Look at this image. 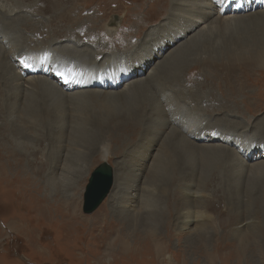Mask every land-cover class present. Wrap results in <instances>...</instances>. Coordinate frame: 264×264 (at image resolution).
Instances as JSON below:
<instances>
[{
	"label": "rangeland",
	"instance_id": "rangeland-1",
	"mask_svg": "<svg viewBox=\"0 0 264 264\" xmlns=\"http://www.w3.org/2000/svg\"><path fill=\"white\" fill-rule=\"evenodd\" d=\"M9 1L0 0V3L7 7H13L14 3L33 5L28 15L32 12L33 16L39 14L37 18L42 20V24L37 26L41 28L42 34L27 36L32 37L34 42L44 43L43 47L46 49L41 59L47 60L48 56L56 60L58 58L55 53L67 57L72 54L85 67L78 71L81 74L78 79L82 81V88H79V92H82L80 100L76 99L71 103L69 99H46L53 105H48L47 111L55 114L54 124L50 121L34 131L28 125L22 133L19 131L24 127L19 124L16 134L8 131L5 139L0 138L7 147L12 146L11 141L17 136L21 137L19 141L28 143L30 149L35 148L34 153L29 151L24 155V164L21 162L25 174L17 176L16 173L9 172V175H0V264H264V200L259 205L247 203L248 193L245 194L243 190V202L236 203L234 199H229L221 170H211L213 173H205L204 180L195 177L190 183H185L179 177L172 180L168 188V211L166 202L165 206L161 204L169 224L163 219L155 225L151 222L154 221L152 217H140L138 212L135 213L136 210L132 213L129 209L120 207V200H125L120 198V188L125 184H132V176L136 173L142 171L149 176L159 145L170 130H165L159 136L155 135L151 151H146L149 148V138H144L142 130L127 136L128 138L125 136L124 142L108 136L107 139L110 140H106L101 135L93 146L86 144L80 135L82 130L101 129L104 126L106 111L103 108L97 111L94 109L96 102L101 101L96 100L92 94L93 91L100 92L98 85L102 72L117 70L119 75L125 77L129 70L147 59L149 53L155 52L159 55L154 63L142 67L138 75H129L126 85L136 82L132 88L137 86L138 91H143L145 86L140 84L141 81L148 83L154 79L151 77H157L160 81L168 73V83L174 81L173 84H182V88L185 86L188 91H197L196 95L200 96L196 101L173 100L172 103L169 97L175 93L168 89L166 93H162L168 95V104L170 101L173 106L179 109L181 107V113L187 118L186 126L189 122L188 125H191L205 118L213 123V129L223 132L221 137H232L237 144L254 140L257 144L264 145V66L259 65L253 55L235 60L240 63L228 72L217 66L219 62H228L227 56L222 58L221 54L229 49L246 54L264 52V15L261 18H245L242 22L244 25L238 24L230 30L218 27L213 30V34L212 31H204L202 39H193L191 35L194 36L197 31L186 38L182 36L186 28L179 9L191 0H86L81 2L84 10L67 5L65 1L69 0H58V17L65 18V21L50 10L48 4L53 0ZM255 5H264V0ZM263 9L260 10L263 12ZM20 12L27 15L23 10ZM54 31L57 35H54ZM174 40L178 43H172ZM166 46L167 50L164 48ZM172 54L173 69H160L155 76H149L161 61L169 59ZM22 63L19 66L23 68ZM17 69L19 71V67ZM20 71L23 72L24 68ZM116 78L113 75L110 82L114 84ZM105 80L109 81V78ZM2 81L4 82L3 75L0 74V90L4 91ZM8 90L12 106L25 100L26 96L18 100V93H14L13 88ZM227 93L238 98V102L231 104L233 110L229 115L225 114L224 109L212 113L210 108H219L220 104H224ZM247 97L249 104L246 106L243 99ZM200 99V106L191 104ZM160 106L156 105L153 115L164 110L165 105L160 110L156 109ZM0 112V120H6L8 112L1 107ZM228 121H233L237 129L230 131L226 126ZM181 133L183 134L182 131ZM202 142L200 145L208 143L225 146L220 139ZM238 147L231 146L236 154L235 161L245 159L254 164L264 160L263 151L259 148L254 152L258 155L248 152V149H254V144L246 149ZM106 151H109V157L104 160ZM7 152L0 154L3 159L11 156ZM208 152L212 153L213 150H204L203 156L208 155ZM196 158L199 161L200 154ZM3 159H0V170H11L8 161L5 164ZM105 161L113 169V187L99 208L86 214L83 212L85 189L91 174ZM199 164L201 169H198L197 174L201 175L209 167V163L202 159ZM237 164L234 162L239 176V163ZM64 165L71 167L70 173ZM81 165L85 169L82 178L75 173ZM215 166L218 167L216 164ZM247 168L249 172L250 167ZM207 182H210L208 186L205 185ZM194 188L200 190L201 195L204 194L203 208L196 207L191 200ZM133 192L140 193L137 190ZM115 194L118 196H114ZM140 198L135 202V209L141 206ZM175 207L178 209L174 210ZM190 211L192 214L195 212L209 217V222L204 218L187 229L183 224L187 217L192 219ZM202 229L207 231L208 236L215 235L214 238L196 239L195 234Z\"/></svg>",
	"mask_w": 264,
	"mask_h": 264
},
{
	"label": "bare ground",
	"instance_id": "bare-ground-1",
	"mask_svg": "<svg viewBox=\"0 0 264 264\" xmlns=\"http://www.w3.org/2000/svg\"><path fill=\"white\" fill-rule=\"evenodd\" d=\"M57 1L58 0H53L48 4V6H50V10H53V14L56 17H58L59 15V13H57V8H56ZM82 1H86V0H69L65 2L67 3V5H73L72 7L74 9L84 10V7L81 3ZM94 1L106 2L105 0L104 1L94 0ZM259 1L260 0H191L190 2L184 3V5H182L183 7L179 9L182 12L180 13V15L182 17V23L186 28V32L184 34L182 33L183 35L182 34L181 35L186 38L192 32L197 31V33L194 36L191 35V38L197 39L199 37L200 39H202V34L204 31L207 32L212 31L211 34H213V30L218 27H222V29L225 30L226 29L230 30L232 28H235L238 24L244 22L245 18H249V17L255 18L256 16H257L256 18L258 17L261 18L262 15H264V11L262 12L260 9L264 8L261 7L264 5H255ZM21 4L19 3L16 5L14 3L13 7H7V6H3V4L0 3V74L3 75V79H4V82L2 81L3 82L2 84H4L3 86L4 91H2V89L0 90V92L2 91L1 92L2 95L0 96V107L1 109L3 110L5 109L8 112L6 113V120H0V135H1L0 138H2V140L5 139L6 133L8 131H10V133L16 134L18 132L19 124H21L24 127L23 129H21V131H19L21 133L22 131H26V127H28V125H30L31 129H33L34 131L35 129H39L43 127L45 123L49 124L50 121L52 124H54L55 114L53 112L47 111L48 105L50 107H53V105L50 104V100L48 103L46 99L51 98L52 101L53 99L57 101H60V99H62V101H64L65 99H69L70 102L72 103L73 100L75 101L76 99H79L80 96L82 95V92L81 93L79 92L80 90L79 88H82V81L78 79L79 76L81 75L78 73V71L81 70L82 67L84 68L85 66L77 62V60L74 57H72V54L71 57H67L55 53V56L58 58L56 60H52L53 58L48 57L46 55L45 56L47 57L46 58L47 60L41 59L46 49L43 47L44 43H42L41 41L34 42L32 40V37L27 36V34H31L33 35V37L35 36L34 34L36 35L38 33L42 34L41 28L37 26V24H42L41 23L42 20H39V18H37L39 14H37V16L36 15L33 16L32 15L33 12H32V14L30 13L28 15V13L30 12V8H32L33 5L29 6V5H21ZM38 6L40 5L38 4ZM248 8H250L251 11L250 9L248 10ZM22 10L25 11L27 15L22 14V12H20ZM241 11L244 13H240ZM41 12H43V9L41 10ZM242 14H249V15H244L245 16L244 17ZM58 18L60 20L65 21V18H61V17ZM67 21L69 22L70 19H67ZM110 30L112 29L110 28ZM57 31L59 32V30ZM55 34L56 33L54 31V35ZM200 39L199 41H202ZM172 43L176 44L178 43V41L174 40ZM184 44L186 43L184 42ZM169 46H172V44H170ZM166 47L164 48L167 50L168 47L167 48ZM76 54H78V52ZM157 55L159 54L155 52L149 53L146 56L147 59H145L138 66L133 67L131 71L129 70V74L125 77L119 75L117 70H113L110 72L104 70L105 72H102V74L100 75L101 82L98 85L101 88L100 90H98L100 91L99 92L100 95L97 91L92 92L96 100L101 101V102H96V104L94 105V109L97 111L98 109L103 108L106 111L104 114V126L101 129L85 130V131L82 130L80 132V135L82 139H84V142L89 146H93L95 145V143L97 142L98 138L101 135L104 136L106 140H110L107 139L108 136L111 139L112 138L121 139L119 141L124 142L125 136L126 138H128L127 136L130 137L133 133L140 132L142 130L144 138L145 139L149 138L147 142L149 148H147L146 151L148 150L151 151V144L154 142L153 138L156 139L155 135L158 134L159 136L160 133L162 134L163 132H165V130L167 132L168 130H170L166 138L164 137L165 138L164 141L159 145L157 156L155 157V161L153 160L152 169L149 176L145 175L144 172L142 171L140 173H136L132 176L134 177L132 179L133 182L131 181L132 184H128V185L125 184L123 185L122 188H120L121 189L120 192H122L120 194V198L122 197L123 199H125L123 201L118 198V203L120 200V207L124 210L129 209V211L131 212L136 210L135 213L138 212L139 213L138 216L140 215V217L141 215L143 216L147 215L148 217L149 216L152 217L154 221L151 222L155 223V225H158V223L160 221L162 222L163 219H166L168 223V219L162 207L165 206L164 203L166 202V208H167L166 211H168V199H169L168 196L170 195V194L168 195V188L172 180L176 177H179L180 179L184 180V182L187 181V183L192 182L195 179V177H197L198 180L199 179L204 180L205 173L212 174L214 172V169H217L218 171L219 170L222 171L223 174L222 177L224 179L225 186L227 188V196L229 197V199L231 200L234 199L236 203L243 202L245 200L244 197H242V190H243L245 194L248 193V195L246 196L247 203L251 202L250 204L253 203L254 205H259L260 203H262L264 200V174L262 175V173H264V160L254 164L252 162H248L245 159L240 162H237L234 160V156L236 157V154L234 151H232L233 149H231V146H237V147L239 146L238 147L239 149L241 147L243 149H246L247 147L251 148L254 144V149L252 151L248 149V152H251L253 155L254 154L258 155V153H254V152L259 148V150H262L263 151L262 153L264 154V145L262 144L259 145V143L257 144L254 140H249V142H243L237 144L236 140L233 139L232 137L229 138L221 137L223 132L221 133L217 129L216 130L213 129V123H210L209 120L205 118L204 119L201 118V120L196 121L197 123H192L191 125H188L190 123L189 122L186 126L185 122H187L186 121L187 118L184 114H182L183 112L181 113L180 110L181 107L179 109L178 107L173 106L172 104L173 100L196 101L197 99L200 98V96L196 95L197 91H192V92L188 91V89L185 86L184 88H182L181 86L182 84H177V83L173 84L174 81L173 83H168L170 82L169 79L167 78L168 73H165L163 75L165 76V78H161V80L159 79L160 81L157 80L158 79L157 77L156 78L151 77L154 79H151L148 83L144 80L141 81L140 84L145 86L143 91L141 89H139L138 91L137 86H136L137 88L136 87L132 88L133 85L137 84L136 82H132V84H127V85L125 84L126 79H128L129 75L135 76L141 73L140 71H142L143 69L142 67L148 66L149 63H154L155 58L158 57ZM221 55L222 58L226 56L228 58V62L226 63L219 62L217 64L218 67L221 66L219 67V69H221L222 71L228 72L232 70L234 68L233 66H236L238 63H240L235 60L242 59L244 56H249V55L250 56L253 55L254 56L253 58H256V61H258L259 65L264 66V52L262 51L256 52V54H252V53L246 54L245 52L242 51L236 53L232 49H229L226 52H224V54ZM163 57L164 55L161 56L160 59H162ZM172 57L173 54L169 56V59L165 58L163 61H161V63L157 68L155 69L152 68L153 70L149 76H155L156 72L160 69L167 71L169 69H173L174 64L171 63ZM18 62L19 63L23 62L21 64L24 68L23 72L20 71V69L23 68L19 66ZM179 66L182 65L180 64ZM17 67H19V71ZM113 75L117 77L114 81V84L110 82L111 77ZM49 76H52V78H50ZM58 76L63 77L65 81H59ZM105 78H109V81H106L107 79L105 80ZM176 82L178 81L176 80ZM110 87H112L111 90L109 89ZM8 88L10 89L13 88V92L18 93V97H17L18 100H20V97L26 96L25 100H22L21 103L19 102L16 103L15 106H12L13 101L11 102L12 98L10 93L8 92L10 91L8 90ZM166 89H168L170 92L172 91L173 93H175L173 95H170L171 97L169 98L172 101V103L169 101V104H168V100H169L168 95L162 94L163 92L166 93L168 91ZM222 93H224V90H222ZM237 99L238 98L232 97L231 93H227L225 95L226 101L224 102V104H220L221 106L219 108H210L209 106L210 111L212 113L213 112L217 113L218 109L219 110L224 109L226 110L225 114L229 115L228 113L231 112V110H233L232 108L233 106L231 104L238 102ZM248 100L249 97L243 99V103L246 106L249 104ZM1 101L3 103H1ZM114 104H116L115 107ZM191 104L200 106L202 104V100L200 99L197 101V103L192 102ZM156 105L157 106L161 105L159 108H156L159 110L162 108V105H165L163 107L164 110L161 109L160 114L153 115V111H155L154 109ZM193 116L195 115L193 114ZM234 124L235 123L233 121H228L226 126L230 131H232V129L236 130L237 128L236 126H234ZM62 125L65 124L62 123ZM178 129H180L183 132V134ZM13 138L14 139L11 141L12 146H8V147L6 146L7 145L6 143L4 144L2 140H0L1 141L0 151L2 152V153L0 152V154L7 152V150H8L7 153H11L10 157L8 158L5 157L6 159H3L4 157L2 158V156L0 155V159L5 160V164L6 161H8L7 163L8 166L12 167L11 170H8L9 168L8 169L4 168L0 170L1 176L6 174L9 175V172L11 173L14 172L16 173L17 176L25 174L26 173L25 168L22 166L24 155L29 151L31 153L35 152L34 147L30 149V147L27 145L28 143L24 141H19V138L21 137L14 136ZM140 138H142V135ZM218 139L223 140L225 146L210 145L208 143H205L204 145H200L201 141L204 142L208 140L211 142L213 140H218ZM123 144L125 145V143L122 144L119 143V145H123ZM213 146H216V148H214ZM204 150L206 151L213 150V152L212 153L208 152V155L205 154L203 156ZM197 154H200L201 158L207 160L209 163L208 165L209 167L206 168V170L201 175L197 174V172L198 169H201L199 168L200 166L199 163L200 160L202 161V159L200 158V160L198 161L196 158ZM104 155H105L104 156V160H105L109 157V151H106ZM19 156L22 157L20 158ZM149 156L150 155H147V157ZM19 161L20 164L18 163ZM234 162L235 165H238L237 163H239V169H238L239 176H237L236 174L237 172L234 167ZM215 164L218 167H216ZM13 165L15 167H13ZM100 166L102 167L109 166L110 169L113 171L112 167L109 164H107L106 161L104 164ZM65 167L67 169V172L70 173L71 167L70 168L67 166ZM247 167H250L249 172ZM98 168L99 167H97L95 170H97ZM211 170H213V172ZM75 173H78V176H81L80 178H82L85 173L84 165H81L80 169L75 170ZM246 178L248 179V182H246ZM177 179L178 178H176V180ZM236 179H238V181ZM209 183L210 182H207L205 183V185L207 184L208 186ZM139 185H141V187ZM196 188H194L193 191L191 192V197H192L191 200L196 207L203 208L205 205L204 194L201 195L200 190ZM136 190L137 192L140 193L133 192ZM109 194L110 193H108V195ZM114 196H118V195L115 194ZM138 198L141 199V206L138 209H135L136 207L135 202H138L139 200ZM113 199L117 201L116 197H113ZM149 199L151 201H149ZM161 204H163L162 207ZM189 207L191 209V206ZM177 209L178 207H175L174 210ZM190 213L192 215V219L190 220L191 217L190 218L187 217V220H185L183 224L187 229L191 224L200 223L204 218L206 221L209 222V217H204L200 213L196 214L195 212L192 214V211H190ZM187 215L189 216V214ZM139 223L141 224V222ZM15 229L17 228L15 227ZM214 236L215 235L208 236L207 231L203 229L201 232L197 231V233L195 234V238L199 240L213 239Z\"/></svg>",
	"mask_w": 264,
	"mask_h": 264
},
{
	"label": "water",
	"instance_id": "water-1",
	"mask_svg": "<svg viewBox=\"0 0 264 264\" xmlns=\"http://www.w3.org/2000/svg\"><path fill=\"white\" fill-rule=\"evenodd\" d=\"M113 181L114 173L109 166H99L93 172L85 192L84 213L91 214L99 208L110 193Z\"/></svg>",
	"mask_w": 264,
	"mask_h": 264
}]
</instances>
